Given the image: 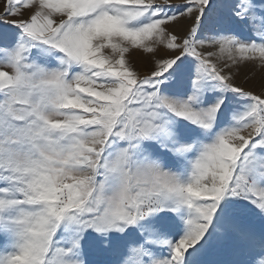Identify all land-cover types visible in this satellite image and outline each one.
<instances>
[{
  "label": "snow or ice",
  "instance_id": "1",
  "mask_svg": "<svg viewBox=\"0 0 264 264\" xmlns=\"http://www.w3.org/2000/svg\"><path fill=\"white\" fill-rule=\"evenodd\" d=\"M0 264H264V0H4Z\"/></svg>",
  "mask_w": 264,
  "mask_h": 264
},
{
  "label": "rangeland",
  "instance_id": "2",
  "mask_svg": "<svg viewBox=\"0 0 264 264\" xmlns=\"http://www.w3.org/2000/svg\"><path fill=\"white\" fill-rule=\"evenodd\" d=\"M4 0H0V11L3 10ZM130 59L134 66L143 74L150 67V60L147 56L142 55L139 52H133ZM236 71V70H234ZM250 77V78H249ZM234 82L245 88L253 89L254 91L259 90L260 83V71H254L251 67H242L236 73Z\"/></svg>",
  "mask_w": 264,
  "mask_h": 264
}]
</instances>
